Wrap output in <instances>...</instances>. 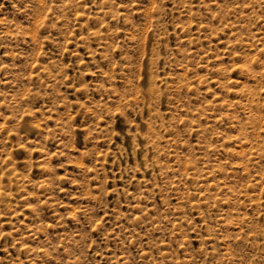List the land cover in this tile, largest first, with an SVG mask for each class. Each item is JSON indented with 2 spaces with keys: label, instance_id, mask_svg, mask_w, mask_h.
<instances>
[{
  "label": "rangeland",
  "instance_id": "374dc122",
  "mask_svg": "<svg viewBox=\"0 0 264 264\" xmlns=\"http://www.w3.org/2000/svg\"><path fill=\"white\" fill-rule=\"evenodd\" d=\"M0 264H264V0H0Z\"/></svg>",
  "mask_w": 264,
  "mask_h": 264
}]
</instances>
